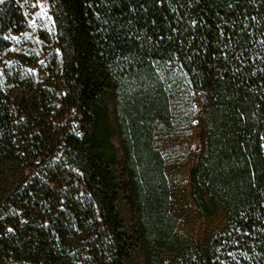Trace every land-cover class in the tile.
Segmentation results:
<instances>
[{"label": "trees", "instance_id": "16d2710c", "mask_svg": "<svg viewBox=\"0 0 264 264\" xmlns=\"http://www.w3.org/2000/svg\"><path fill=\"white\" fill-rule=\"evenodd\" d=\"M48 4L34 47L21 0H0V264H264V0ZM173 71L207 95L191 199L226 223L152 262L144 243L170 205L153 131L170 124Z\"/></svg>", "mask_w": 264, "mask_h": 264}, {"label": "rangeland", "instance_id": "374dc122", "mask_svg": "<svg viewBox=\"0 0 264 264\" xmlns=\"http://www.w3.org/2000/svg\"><path fill=\"white\" fill-rule=\"evenodd\" d=\"M28 20L24 33L29 45L40 47L35 37L39 27L50 28L48 0H21ZM14 39L19 41L17 36ZM172 72L169 85L174 87L170 97V124L158 119L154 125L153 145L164 160V172L169 185L170 205L165 213L157 215L144 243L152 262L170 261L195 244L204 246L226 223L223 215L201 217L193 204L189 190L192 167L203 164L206 149V102L204 90L191 87L185 78ZM118 210L126 227L133 223V212L124 200ZM133 264H144L139 253Z\"/></svg>", "mask_w": 264, "mask_h": 264}, {"label": "snow or ice", "instance_id": "6c2138e0", "mask_svg": "<svg viewBox=\"0 0 264 264\" xmlns=\"http://www.w3.org/2000/svg\"><path fill=\"white\" fill-rule=\"evenodd\" d=\"M8 231L11 232V231H13V229L10 228V229H8Z\"/></svg>", "mask_w": 264, "mask_h": 264}]
</instances>
